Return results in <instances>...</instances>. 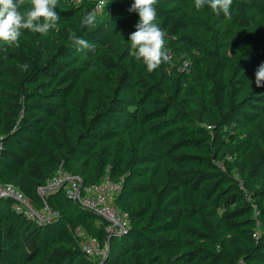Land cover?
<instances>
[{
    "label": "trees",
    "instance_id": "obj_1",
    "mask_svg": "<svg viewBox=\"0 0 264 264\" xmlns=\"http://www.w3.org/2000/svg\"><path fill=\"white\" fill-rule=\"evenodd\" d=\"M133 2L59 0L56 28L0 42V183L52 213L0 199V264H96L80 230L105 246L102 264H264V0H233L230 17L158 0L171 59L151 72L127 41ZM60 167L116 182L128 226L107 231L63 187L42 195Z\"/></svg>",
    "mask_w": 264,
    "mask_h": 264
},
{
    "label": "clouds",
    "instance_id": "obj_2",
    "mask_svg": "<svg viewBox=\"0 0 264 264\" xmlns=\"http://www.w3.org/2000/svg\"><path fill=\"white\" fill-rule=\"evenodd\" d=\"M29 7L22 12L25 0H0V42L8 46L17 45L22 30L45 35L49 30L57 27L59 14L56 11L59 0H28ZM158 0H134L127 9L128 12L137 13L138 22L135 31L129 34L128 40L134 57L142 61L149 72L156 70L161 64L170 61L171 57L165 50L166 32L155 21L157 12L155 5ZM233 0H195V8L201 9L208 4L217 16L221 13L230 17V7ZM96 22L95 12H88L82 17L84 26H92ZM75 45L80 48H92L86 40L70 35ZM255 84L264 86V62H261L255 70Z\"/></svg>",
    "mask_w": 264,
    "mask_h": 264
},
{
    "label": "built area",
    "instance_id": "obj_3",
    "mask_svg": "<svg viewBox=\"0 0 264 264\" xmlns=\"http://www.w3.org/2000/svg\"><path fill=\"white\" fill-rule=\"evenodd\" d=\"M56 187H63L72 199L80 201L87 209L106 219L107 231L120 232L128 226L127 213L118 209L114 204L119 188L116 182L103 178L98 183L85 185L80 177L60 167L46 185L39 188V192L44 195L47 190ZM0 198L13 199L14 209L36 221H43L52 216L49 210H37L24 193L11 183H0ZM78 236L82 250L92 256L96 264H100L105 256V246H102L95 237L81 230L78 231Z\"/></svg>",
    "mask_w": 264,
    "mask_h": 264
},
{
    "label": "water",
    "instance_id": "obj_4",
    "mask_svg": "<svg viewBox=\"0 0 264 264\" xmlns=\"http://www.w3.org/2000/svg\"><path fill=\"white\" fill-rule=\"evenodd\" d=\"M81 186H82V184H81ZM81 186H80V187H81ZM0 199H2V198H0ZM104 259H105V256H104L103 259L101 260V263H100V264L103 263Z\"/></svg>",
    "mask_w": 264,
    "mask_h": 264
}]
</instances>
